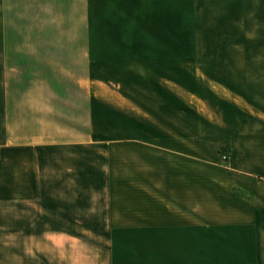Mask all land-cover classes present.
Wrapping results in <instances>:
<instances>
[{
    "label": "crops",
    "instance_id": "1",
    "mask_svg": "<svg viewBox=\"0 0 264 264\" xmlns=\"http://www.w3.org/2000/svg\"><path fill=\"white\" fill-rule=\"evenodd\" d=\"M201 1H81L93 13L87 74L103 77L83 87L89 104L103 107L105 88L116 109L128 96L127 106L150 101L171 122L189 112L209 126L144 144L158 154L145 175L158 169L160 186L150 184L135 209L121 203L119 179L105 181L98 159L82 156L88 136H67L81 104L57 82L67 77V37L56 35L66 32L67 0H0V264H264V52L249 54L241 41L235 66L214 62L202 85L184 35ZM154 75L165 79L152 83ZM121 76L138 80L103 83Z\"/></svg>",
    "mask_w": 264,
    "mask_h": 264
},
{
    "label": "rangeland",
    "instance_id": "2",
    "mask_svg": "<svg viewBox=\"0 0 264 264\" xmlns=\"http://www.w3.org/2000/svg\"><path fill=\"white\" fill-rule=\"evenodd\" d=\"M81 1L67 0L66 32L63 31V28L57 27L56 30L57 36H63L65 33L67 37V77H57V82H63L65 79V82H67V99L81 101L80 105L74 104L75 107L73 106L71 109V116H67V136L69 139H74L81 133L88 136L87 139L80 141L81 144H86L87 149H89L82 150V156L88 155V159L90 157L98 159V162L102 165L101 177L106 179L105 181L110 183V180L119 179L121 203H128L136 209L138 199L141 197L143 199L144 196L149 195V185L159 187L161 178V172L158 169L153 171L154 167H150L151 172H148L147 176L145 175L148 169L145 168L146 164L154 166L158 154L147 150L144 144L154 143L158 146L161 133L166 130L178 133L195 132L197 130L206 132L209 130V126L199 120L200 118H192L191 114H188L189 112H185L184 123L171 122L172 117L167 116L165 110L162 111L149 106L151 102L145 101V99H143L145 105L136 108L134 105L127 106L128 96H125L124 106L121 102V107L116 109L107 104L111 103V98L116 99L115 96L117 95L114 96L110 89L105 88L97 91L105 99L104 106L99 107L89 104V99L87 100L85 97L83 87L88 84L92 85L97 81L101 84L103 77L97 78L87 74L92 66L87 65L83 59L85 53L84 39L87 34L89 35L87 31L89 25L92 24L90 17L93 13L82 11ZM239 3V0H203L200 5L201 11L195 13L194 26H192V23L191 25L185 23V40L189 37L191 49L199 54L191 67L200 68L205 73V75L197 76L202 85L209 83L211 77L206 75V72L209 67H213L214 62L217 68L235 66L240 50L243 51L241 41H248L247 50L249 54L250 52L254 53L259 48L260 51L264 52V44L251 43L255 42L256 39H260L259 41L264 40V0H248L246 10H240ZM58 15L59 13H57ZM61 17L63 18V14H61ZM45 32H47L46 29ZM262 46L263 48H261ZM62 47L63 45L57 44V51L62 52ZM123 70L127 71L126 69ZM104 78H109V80L103 81L107 84L127 83L128 81L137 83L138 80L135 77L128 76H121L119 80L117 77ZM148 78L151 79L152 83L160 81L161 78L165 79V77L158 75ZM166 78L175 79L174 76ZM178 78H184V81L188 82L192 81L194 77L184 76ZM216 78L221 82L223 80V76H217ZM205 93L207 94L206 91ZM191 118L194 122L189 121ZM198 120L201 122L198 123ZM130 132H133L131 136H136L133 140V137H131V141L127 138ZM119 133L120 140L113 141L112 135L115 137V134L118 135ZM92 134L101 135L103 138L91 139L92 136L90 137V135ZM95 146L98 147L99 151H90ZM97 152L98 155L95 154ZM92 153L94 155H91ZM107 171L112 173L108 175ZM168 179L169 177H164L165 186H167ZM114 194L115 187L113 189ZM108 195H112V189L109 190ZM140 208L142 210V206ZM64 257H67V252H56L57 259Z\"/></svg>",
    "mask_w": 264,
    "mask_h": 264
}]
</instances>
